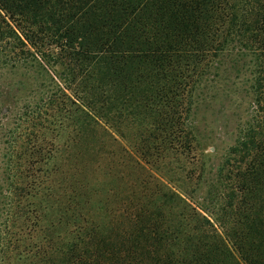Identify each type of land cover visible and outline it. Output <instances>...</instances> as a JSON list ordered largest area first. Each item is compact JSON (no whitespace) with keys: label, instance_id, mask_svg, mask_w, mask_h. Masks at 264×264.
Returning <instances> with one entry per match:
<instances>
[{"label":"trees","instance_id":"16d2710c","mask_svg":"<svg viewBox=\"0 0 264 264\" xmlns=\"http://www.w3.org/2000/svg\"><path fill=\"white\" fill-rule=\"evenodd\" d=\"M230 48L256 61L252 118L203 208L161 168L192 150L190 93ZM49 61L51 93L0 104L3 264H264V0H0V65Z\"/></svg>","mask_w":264,"mask_h":264},{"label":"rangeland","instance_id":"374dc122","mask_svg":"<svg viewBox=\"0 0 264 264\" xmlns=\"http://www.w3.org/2000/svg\"><path fill=\"white\" fill-rule=\"evenodd\" d=\"M49 64L52 67L48 72L37 67L0 65V104L10 107L12 117L30 110L53 90L51 77L57 81L60 70L52 61ZM256 70L249 52L230 48L213 59L192 88L185 121L192 150L166 158L161 170L162 179L177 184L194 205H217L221 189L233 179L231 172L239 160L237 146L251 123ZM2 153L0 146V264L6 261L1 253L3 238L20 229L19 222H14L18 211L9 206L12 200L8 197ZM18 243L23 249V240Z\"/></svg>","mask_w":264,"mask_h":264}]
</instances>
